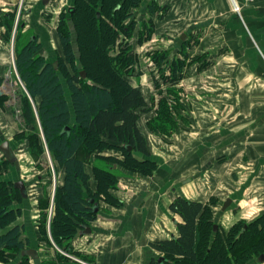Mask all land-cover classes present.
<instances>
[{
  "label": "trees",
  "instance_id": "obj_1",
  "mask_svg": "<svg viewBox=\"0 0 264 264\" xmlns=\"http://www.w3.org/2000/svg\"><path fill=\"white\" fill-rule=\"evenodd\" d=\"M73 1L71 11L66 12L67 15L63 12L65 16H61L58 23L63 57L58 70L38 54L41 46L36 41L22 38L14 51V64L20 81L28 96L36 100L37 119L46 149L62 169L58 209L49 224L53 241L59 247L63 241L75 236L81 224L95 221L96 214L88 201L93 200V204H97L103 199L111 205H118L110 195L118 178L111 172L114 166L143 175H150L155 169L154 162L140 161L133 156V152L150 156L146 139L138 126L140 113L150 110V102L140 88L132 86L131 76L127 75L138 66L137 56L129 52L131 48L133 51V46L125 36H134L137 20L133 11L139 8L141 0ZM153 11L150 5L149 14L152 15ZM13 17L10 14L7 22L12 23ZM68 22L75 34L76 51L72 46ZM121 38H124L123 43ZM137 39L141 43L140 37ZM114 46H118V52L111 55L109 52ZM96 48L101 54L95 51ZM76 55L80 57L86 73L84 79L75 66ZM158 57L164 58L156 55L155 60ZM108 61L113 70L108 67ZM180 62L176 59L174 64L177 67L173 68L172 74L160 81H180ZM67 66L71 67L72 73ZM59 72L64 74L66 88ZM29 107L23 108L26 120L31 119ZM66 127L69 133H62ZM91 144L92 147L89 146ZM85 148L89 152L104 148L113 151L102 158L106 161L105 168L93 167L92 174L97 181L95 193L87 188L90 176L85 172V162L79 157ZM9 186L7 182H0V248L18 252L23 251L28 242L21 239L19 226L6 231L21 215V209L15 206L21 201L20 191L17 193L15 187ZM169 210L181 222L176 225L175 237L151 244L164 258L161 264H245L254 256L264 254V214L250 223L234 224L225 235L218 229L212 237L214 213L209 205L177 197ZM69 247L66 246L64 251L71 253ZM151 264L156 263L152 261Z\"/></svg>",
  "mask_w": 264,
  "mask_h": 264
},
{
  "label": "rangeland",
  "instance_id": "obj_2",
  "mask_svg": "<svg viewBox=\"0 0 264 264\" xmlns=\"http://www.w3.org/2000/svg\"><path fill=\"white\" fill-rule=\"evenodd\" d=\"M198 1L199 0H141L137 10H130L134 12L137 21L134 26V36H125V39L133 46V51L131 48L129 52L137 56L136 60L138 61V66L132 69L131 73H134L133 75H131L130 72H128L127 75L131 76L129 81L132 85L136 82L133 76L138 77L141 74H145L146 78L150 79L153 72H156L155 76L157 77L155 79L153 76L154 73L152 74L154 83L161 82L160 79L166 76V72L172 74L171 71L173 68L177 67L174 61L176 59L181 61L179 63L181 67L179 75L183 79L186 77V79L189 78V80L185 79L183 85H181L180 81H177L175 84L178 83L180 85L170 87V91H173V103L170 106L167 105L166 99L163 96L157 97V108L142 114L140 113L144 125L142 126V133L145 134L144 129H148V131L152 133H157V131L159 133L161 131L164 132L166 129L169 130L174 128V121L176 118L184 119L185 126L182 128L183 130H181V127L176 128L180 135L185 136L187 139L190 138V140L188 139V143L190 142L188 146L190 148L194 146V148L191 149L194 150V155L191 153L193 157H191L190 162H188L191 175H193L196 180L203 176L205 179L206 177L208 179L206 182L207 184L204 185L205 192H203L198 199L201 200V203L209 205L214 213L213 222L214 225H217V230H213L211 235L214 237L218 229H221L225 235L234 224L239 222H244L245 224L250 223L263 215L261 214L252 218L249 213H251L252 209L259 208L258 200L262 198L261 194L264 193V191L259 187L261 183H259V179H257L259 172L253 171L255 167L254 162L247 160L245 151L239 150L236 155L228 156V148L230 147H224L225 145H223L235 139L234 142L237 143L239 147V144L246 140V136L250 135L248 127L246 126L249 120L244 119L243 115H245L246 112L238 110L239 114H242V117H238L239 121L231 123L232 126L230 127L229 118L230 115H233L231 112L236 111L229 112L228 110H222L220 112H215L214 110L217 109L215 105H219V103L216 102L218 98L215 97L214 93L215 86L213 83L215 81L212 78L213 74H206V77L211 76L212 79H209L201 76L198 71L201 70V67H207L206 61L208 59L205 60L203 56H199L203 53H201L202 50L200 51L198 48V38L201 37L200 33L193 28V26L197 28V19L194 18L196 15H187L189 11H193L192 5L190 9H188L189 6L183 9V4L187 5V3L193 2L194 5ZM24 2L25 5H30L27 4L29 2L28 0H24ZM45 4L47 5L45 12H39L40 9L31 14L28 20L30 24L27 31H22L20 28L21 21H23L22 18H26L24 14H20V21L17 26H14L13 22L16 18L14 11L12 13L14 15L12 23L8 22L7 28L4 27L3 30H0V36L3 37L6 46H8L13 53L12 57L10 51L11 60L14 58V51L17 48L19 40L22 38L27 40L31 36H37L41 46L38 54L47 62L57 63L58 70V66L61 65L60 60L63 58L62 49L58 40V23L61 16L64 17L65 14L67 15L66 8L72 7L73 0H57L56 3L46 2ZM150 5L154 8L152 15L148 12V7ZM32 7L29 9L30 11H32ZM193 9H195V6H193ZM64 10L65 14L63 13ZM230 11L233 12L232 10ZM38 12L39 16L37 15ZM204 13L207 14L200 15L198 13V20L209 18L208 13H210V10H206ZM68 28L71 31L73 39L72 46L76 51L78 47L75 43V34L70 22H68ZM148 28L152 31L149 32L147 30ZM144 30H146L145 34ZM185 30H190V40L188 43L180 40L181 37L179 38L182 33L184 34ZM139 37L142 40L141 43L138 42L137 38ZM121 40V43H123L124 38H121ZM169 41L172 42L169 43ZM118 43H120V40ZM95 51L101 54L99 48H96ZM117 52L118 46H114L109 53L115 55ZM188 54H195V56L188 58ZM156 55L164 56V58L161 60V58L158 57L155 60ZM75 60V66L78 68L79 72L84 73L80 57L76 55ZM154 61L160 66L161 70ZM107 65L112 69L110 61H108ZM67 70L72 73L70 66H67ZM6 73L8 75V85L10 84L12 86L13 93L10 95L11 99H9V101L7 100V96H0V145L4 142H8L15 159L11 162H7L4 156L0 154V182L4 179L7 180V183L10 185L9 188L12 186L14 187V183L17 181H22L25 184L23 194L19 192L21 201L15 206L23 211L24 208L31 209V204H33L34 207L32 210L34 214L38 213V218L41 221L40 224L43 229L48 223L50 224L54 211L58 209L57 195L61 184L62 169L46 149L43 133L37 119L36 100L34 101L28 96L24 85L20 81L14 62L11 63L8 71L2 74L0 83L5 80ZM58 74L62 84L66 88L64 74L61 72ZM85 77L86 73H84V77L82 78L84 79ZM137 81H139V79ZM239 81L241 82V80ZM144 82L146 83L147 80ZM247 84L248 87H251L249 86V82H247ZM261 86H264V82L257 79L253 80L252 87L255 91L262 89L260 88ZM221 87L222 105L231 101L233 102V96H231L229 92V80H222ZM181 91H183V99L177 95L178 92L181 94ZM161 93L164 92L162 91L160 94ZM145 96L149 98L148 95ZM250 97L251 96L246 93V87L243 86L242 89H239L236 102H238V105L252 101L256 102V104L264 103V96L260 94H256L254 98ZM150 102L152 103L149 104V107L152 109L154 100L152 99ZM6 104H8V106ZM27 105L30 106V120H26L27 118L24 116L23 108ZM187 106L189 108H187ZM154 116L155 119L153 118ZM156 117L159 119L157 120ZM215 118L221 119V128L215 126ZM150 123H152V126H150ZM255 129H257V127ZM231 137H233V139ZM183 141L187 140L183 139ZM89 146L92 147V144ZM94 146L96 145H93V147ZM213 148H216V151H214ZM204 151L205 153H203ZM112 152L113 151L107 148H104L102 151L99 149V151L89 152L85 148L80 153L79 157L88 166L93 163L105 168L104 164H106V161L104 162L102 158L108 157V154ZM151 152L155 157L160 155L161 158H165L166 152L164 149L163 153L161 149H154V151ZM179 152L182 153V151ZM181 153H177L176 150L178 158L181 157ZM198 154L206 158V172H202L201 169L198 168ZM210 165H213L211 167L212 169L208 168ZM111 172L117 176L121 174V171L118 170H113ZM253 189L257 190V194L253 193ZM16 190L18 193L19 190ZM237 193L238 196H236ZM227 196H232L235 200L232 206L233 210L231 211V208H228V213L224 212L220 214L221 203L226 200L225 198ZM54 199H56L55 202ZM23 201L25 202L24 205H22ZM247 201L255 202L250 203L252 204L250 205L247 204ZM234 214L238 217L232 216ZM13 257L16 258L17 255L13 254L11 251L0 252V262L10 264L8 260ZM245 264H264V262H260L259 256H254Z\"/></svg>",
  "mask_w": 264,
  "mask_h": 264
},
{
  "label": "crops",
  "instance_id": "obj_3",
  "mask_svg": "<svg viewBox=\"0 0 264 264\" xmlns=\"http://www.w3.org/2000/svg\"><path fill=\"white\" fill-rule=\"evenodd\" d=\"M28 1L27 4L30 5H25L24 7L27 8L28 6V8L26 11L21 12V15H26V18H22L23 21L20 24L22 31L29 29L30 23H28V20L32 13L40 9L39 12H45L47 8L46 2H57V0ZM18 2L19 0H0V30L4 28L6 15L8 13L12 14L14 11L16 14ZM237 2L241 6L240 17L230 11L229 0H199L194 5L193 2L187 3V5L183 4V9L187 6L190 9L192 5L193 11H189L187 15H196L194 18L197 19V28L195 26L193 28L200 33L201 37L198 38V48L203 53L199 56H203L205 60L208 59L206 61L207 67H201V70L198 71L203 77H206L207 73L213 74L212 78L215 81L213 83L215 86L214 93L215 97L218 98L216 102L219 103V105H215L217 106V109H214L215 112L222 110H228L229 112L236 111L231 112L233 115H230L229 118L230 127L232 126L231 123L239 121L238 117H242V114H239L238 110L246 112L243 115L244 119L249 120H247L248 124L246 126L250 135L246 136V140L242 141L239 147L234 142L235 139L223 145H225L224 147H230L228 148V156L236 155L239 150L245 151L247 160L254 162L255 167L253 171L259 172L257 178L259 179V183L261 182L259 187L264 191V103L256 104V102L252 101L238 105V102H236L239 89H242L243 86L246 87L247 95L249 94L253 98L256 94L264 96V86H261L260 88L262 89L259 91H255L252 87L254 79L264 82V0H254L250 4H244L242 0H237ZM193 6H195V9H193ZM30 7H32V11L29 10ZM206 10H210V13H208L209 18L198 20V13L206 15L207 13H204ZM15 20L16 18L13 24L17 26L18 22L16 24ZM189 34L190 30H185L184 34L182 33L179 36V38L181 37L180 40L188 43L190 40ZM183 35L184 38L182 39ZM1 37L0 79L2 78V74L8 71L11 63L14 62V58L13 60L10 58L11 56L13 57L11 49L6 46ZM171 42L169 41V43ZM194 56L195 54H188V58ZM153 73L156 79V72ZM152 74L150 79H147L145 74H141L138 77L133 76L136 82L132 86L140 88L144 95L149 96L147 99L150 101L154 100L153 107L150 110L157 108V97L163 96L166 99L167 105L170 106L173 103V91H170V87H176L180 84L170 82L154 83ZM166 75H169V72H166ZM5 76H8L7 73ZM137 78L139 81L141 79V81H137ZM206 78L212 79L211 76ZM185 79L186 77L184 79L181 78V85L184 84ZM145 80H147L146 83L144 82ZM186 80H189V78ZM222 80H229V92L233 96V102L224 103V106L221 103ZM247 82L250 83L249 86L251 87H248ZM162 91L164 93L160 94ZM0 93L1 97L7 96V100L9 101L11 99L10 95L13 93L12 86L8 85V83L5 84L3 81L0 83ZM181 94L178 92L177 95L183 99V91H181ZM8 104L6 105L8 106ZM187 108L189 107L187 106ZM153 118L155 119V116ZM156 119L158 120L159 118L156 117ZM142 121L143 118L141 116L138 122L141 131L142 126H144ZM214 124L220 127L221 119L215 118ZM184 126V119L176 118L173 129H166L160 133L157 130V133H152L148 129H144L145 134H142L146 139L150 156L139 152H133V156L140 161L147 160L154 162L155 169L150 175H143L139 172H132L124 167L114 166V170L121 171V174L117 178L114 189L110 190V195L117 200L118 205H111L103 199L98 200L96 204L98 211L95 213V221L86 225L81 224L77 227L76 234L71 240L63 241L60 247L55 244L50 233L49 223L42 229L38 213L34 214L32 210L34 206L31 204V209L24 208L21 211V215L17 217L15 222L6 231L15 225L19 226L22 232L21 239L24 242H28L24 250H35L36 257L32 258L23 255L22 252L24 250L16 252L8 250L5 247H1L0 252L11 251L17 255L16 258L13 257L8 260L10 264H74L61 254V251H64V248L70 245L69 249L73 255L94 264H151L152 261L158 264L157 260L161 255L151 244L175 237L177 233L176 225L181 222L180 218L169 210L170 204L177 197L201 202L198 197L205 192L204 185L207 184L208 180L204 176L196 180L189 171L188 162H190L191 157L194 155V150H191L194 146L190 148L188 146L190 145V142L188 143L190 138L188 140L185 136L180 135L176 128L181 127V130H183ZM256 127L257 129H255ZM231 138L233 139V137ZM183 139L187 141H183ZM154 149H161L162 153L164 149L166 152L165 158H161L160 155L153 156L151 151H154ZM213 149L216 151V148ZM176 150L177 153H181L179 151H182L180 158H178ZM205 165L206 158L198 154V168L202 172H206L207 170ZM95 166L96 164L92 163L89 166L85 164L84 167L85 172L90 176L87 188L92 193L97 191V181L92 174L93 167ZM212 166L210 165L208 168ZM2 181L7 182L5 179ZM256 192L257 190L253 189V193L257 194ZM261 195L262 198L258 200L259 208H254L249 213L252 218L264 214V193ZM236 196H238V193ZM225 199H230L231 203L225 211H220V214L224 212L228 213V208H231V211L233 210L234 198L227 196ZM224 202L221 204L223 205ZM254 202L247 201V204ZM24 203L23 201L22 205ZM232 216L238 217L235 214ZM83 227H89L91 233L84 235ZM0 264L7 263L0 262Z\"/></svg>",
  "mask_w": 264,
  "mask_h": 264
},
{
  "label": "water",
  "instance_id": "obj_4",
  "mask_svg": "<svg viewBox=\"0 0 264 264\" xmlns=\"http://www.w3.org/2000/svg\"><path fill=\"white\" fill-rule=\"evenodd\" d=\"M48 1V0H47ZM72 9V8H71ZM71 11V10H70ZM0 13H1V9H0ZM184 38V35L182 36V39ZM53 66L54 68H57V63H53ZM80 75L82 77H84V73H80ZM5 84L8 83V77L6 76L5 77V81H4ZM1 94V93H0ZM62 133H69V128L66 127L63 129ZM129 152H131V148L128 147L127 148ZM0 153L4 156L5 158V161L7 162H11L12 159H15L14 157V154H13V151L9 145L8 142H4L0 145ZM14 187L16 189H18L20 191L21 194H23L24 190H25V184L22 182V181H17L14 183ZM89 204L93 205L92 206V211L94 213H97L98 211V206L96 204H93V200H90L88 201ZM231 203V200L230 199H227L224 204L222 205L221 207V211H225L226 208L230 205ZM84 228V231H83V234L86 235V234H90L91 233V229L89 227H83ZM214 230H217V225H214L213 227ZM23 255H26V256H30L32 258H35L36 257V252L35 250L33 249H27V250H24L22 252ZM164 258L163 257H159L157 262L158 264H161L163 262ZM260 262H264V255H261L260 256Z\"/></svg>",
  "mask_w": 264,
  "mask_h": 264
},
{
  "label": "built area",
  "instance_id": "obj_5",
  "mask_svg": "<svg viewBox=\"0 0 264 264\" xmlns=\"http://www.w3.org/2000/svg\"><path fill=\"white\" fill-rule=\"evenodd\" d=\"M254 0H242V2L244 4H250L252 3ZM230 2V6H231V10L233 11V13H235L237 16L240 17V13H241V6L239 5V3L237 2V0H229ZM25 6V2L24 0H19L17 7H16V24L18 22V19L20 17L21 12L26 11L27 8L24 7ZM25 8V9H24ZM61 254L66 257L67 259H69L71 262H73L74 264H94L92 262L87 261L86 259L77 257L75 255H73L70 252H66V251H61Z\"/></svg>",
  "mask_w": 264,
  "mask_h": 264
},
{
  "label": "flooded vegetation",
  "instance_id": "obj_6",
  "mask_svg": "<svg viewBox=\"0 0 264 264\" xmlns=\"http://www.w3.org/2000/svg\"><path fill=\"white\" fill-rule=\"evenodd\" d=\"M72 7H73V5H72ZM72 7H71V8H72ZM71 8H66V11L69 12V11L71 10ZM63 12H65V10H64ZM5 20H6V21H5V23H4V27L7 28V25H8V24H7V23H8L7 20H8V21L10 20V14H9V13L6 15ZM15 30H16V29H15ZM1 39H3V37H1ZM28 39H30L31 41H36L37 43H39V42H38V38H37V36H33V37L31 36V37H29ZM5 77H6V76H5ZM4 81H5V80H4Z\"/></svg>",
  "mask_w": 264,
  "mask_h": 264
},
{
  "label": "bare ground",
  "instance_id": "obj_7",
  "mask_svg": "<svg viewBox=\"0 0 264 264\" xmlns=\"http://www.w3.org/2000/svg\"><path fill=\"white\" fill-rule=\"evenodd\" d=\"M12 160H13V159H12ZM12 160H11V161H12Z\"/></svg>",
  "mask_w": 264,
  "mask_h": 264
}]
</instances>
